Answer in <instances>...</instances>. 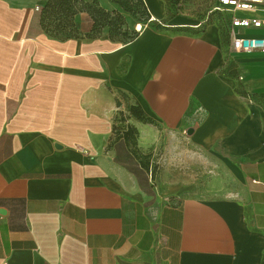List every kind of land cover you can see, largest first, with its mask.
Returning a JSON list of instances; mask_svg holds the SVG:
<instances>
[{"label":"crops","instance_id":"1","mask_svg":"<svg viewBox=\"0 0 264 264\" xmlns=\"http://www.w3.org/2000/svg\"><path fill=\"white\" fill-rule=\"evenodd\" d=\"M42 3L0 0V264H264V53L235 51L222 20L59 39ZM123 97L140 149L186 134L227 196L164 204L116 134Z\"/></svg>","mask_w":264,"mask_h":264},{"label":"rangeland","instance_id":"2","mask_svg":"<svg viewBox=\"0 0 264 264\" xmlns=\"http://www.w3.org/2000/svg\"><path fill=\"white\" fill-rule=\"evenodd\" d=\"M48 1L42 0V6L38 10L40 18ZM76 1L82 4L76 6L77 15L67 23L68 30L74 32L73 36H106L114 43L120 44L134 39L139 33V26L143 29L151 26L163 28L168 24L186 22L197 23L200 30H204L212 24L209 11L215 3V0H165L167 17L160 23L151 24V14L145 0ZM213 22L218 24L220 18L216 15ZM67 33H61L57 38H66ZM123 100L125 108L118 114L119 126L116 134L128 137L139 154L140 161L148 167L152 188L160 195L164 204L177 203L186 196L208 201L227 196L224 191L231 189L232 185L217 183L216 168L210 163L207 155L199 156L197 151H192L185 140L186 134L166 138L154 130V144L147 149H140L139 132L133 123L138 119L130 111L134 104L128 97Z\"/></svg>","mask_w":264,"mask_h":264},{"label":"built area","instance_id":"3","mask_svg":"<svg viewBox=\"0 0 264 264\" xmlns=\"http://www.w3.org/2000/svg\"><path fill=\"white\" fill-rule=\"evenodd\" d=\"M263 4L264 0H215L214 6L209 11V16H212L213 21L217 15L227 24L231 47L235 51L264 53V37H246L238 34V31L264 30V18L261 16L264 14ZM240 12L251 15L239 17L238 13ZM151 21L152 18L149 22ZM137 32H140L139 28H137Z\"/></svg>","mask_w":264,"mask_h":264},{"label":"trees","instance_id":"4","mask_svg":"<svg viewBox=\"0 0 264 264\" xmlns=\"http://www.w3.org/2000/svg\"><path fill=\"white\" fill-rule=\"evenodd\" d=\"M78 4L82 3L76 0H49L41 15L42 29L56 38L59 34L68 32L66 38L59 39L79 38V36L72 35L74 32L73 30H68L69 25L67 24L77 15L76 6ZM93 12L95 14L98 13V11ZM86 37L96 38L95 36ZM130 111L138 120H145L136 107H131Z\"/></svg>","mask_w":264,"mask_h":264},{"label":"bare ground","instance_id":"5","mask_svg":"<svg viewBox=\"0 0 264 264\" xmlns=\"http://www.w3.org/2000/svg\"><path fill=\"white\" fill-rule=\"evenodd\" d=\"M139 29H140V31L142 30V27L141 26H139Z\"/></svg>","mask_w":264,"mask_h":264}]
</instances>
